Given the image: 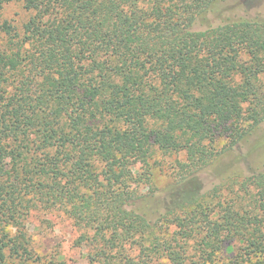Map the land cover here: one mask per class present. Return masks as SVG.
I'll return each instance as SVG.
<instances>
[{
  "label": "trees",
  "instance_id": "16d2710c",
  "mask_svg": "<svg viewBox=\"0 0 264 264\" xmlns=\"http://www.w3.org/2000/svg\"><path fill=\"white\" fill-rule=\"evenodd\" d=\"M16 1L30 16L0 21V264H64L31 247L43 210L72 220L93 264H208L249 228L264 264V167L223 207L198 177L218 139L232 148L264 120V18L242 0L236 14L228 0ZM153 150L185 154L163 241L136 208Z\"/></svg>",
  "mask_w": 264,
  "mask_h": 264
},
{
  "label": "rangeland",
  "instance_id": "374dc122",
  "mask_svg": "<svg viewBox=\"0 0 264 264\" xmlns=\"http://www.w3.org/2000/svg\"><path fill=\"white\" fill-rule=\"evenodd\" d=\"M242 1L248 16L264 18V0ZM234 5L233 0H228L224 12L239 13ZM29 16L30 13L24 10L21 3L16 0L4 4L0 9V21L7 20L18 31H21L23 23ZM227 143L225 138H220L214 143L218 154L217 159L198 176L206 200L212 199L213 204L221 202L222 207L237 189L238 183L242 180L241 175L252 174L264 167V120L254 129L246 132L232 148H227ZM155 151L153 150L149 161L150 181L140 184L137 188L140 199L137 201L136 208L152 223L157 221L156 237L163 241L162 239L171 235L173 226L166 219H159V217L171 203L167 191L175 176L173 167L176 161H185V154L183 152L162 154ZM136 169L135 167L134 170ZM214 186H218L216 193L210 192ZM246 208L249 210V207L246 206ZM220 210L221 208L217 206L216 211ZM258 215L264 218L261 213ZM210 218L213 219V216ZM26 227L29 231L31 247L44 260L53 259L62 261L64 264H93L88 261L87 248L76 244L82 231L75 227L72 220L62 212L56 210L32 212L27 218ZM260 230L257 237L264 235V226H261ZM252 236L251 228L232 238H225L222 234L221 238L224 241L222 248L214 255V260L208 264H254L260 261L259 253L248 247ZM196 244L197 242L194 244L192 241L188 242L187 253L191 256L194 251L190 246ZM150 264H169V262L161 258Z\"/></svg>",
  "mask_w": 264,
  "mask_h": 264
}]
</instances>
